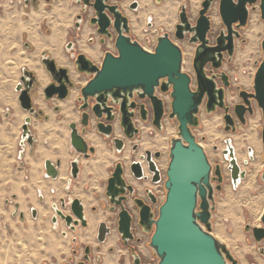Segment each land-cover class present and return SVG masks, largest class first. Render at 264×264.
Masks as SVG:
<instances>
[{
    "label": "water",
    "instance_id": "1",
    "mask_svg": "<svg viewBox=\"0 0 264 264\" xmlns=\"http://www.w3.org/2000/svg\"><path fill=\"white\" fill-rule=\"evenodd\" d=\"M23 1L26 4L30 2V0ZM98 1L99 4H95V7L99 17L98 32L101 35H111L108 27L112 22L105 13V8H109V11L115 15L116 20L113 25L118 34L115 40L118 54L107 51L100 65L95 64L85 53L74 57L78 73L86 74L90 78L81 87L78 97V102L81 103L79 110L82 113L83 128L79 129L77 123L70 124L72 148L85 158H90L96 152V149L89 146L84 139L87 128L92 127L91 115L95 118L97 132L108 138L112 136V122L115 119V115H112L114 109L112 104L120 107L122 112L120 124L126 137L131 139L138 134L140 129L136 127L133 113L129 111L130 108L136 107V103L128 102L134 91H140L141 98L147 97L151 100L155 110L154 125L162 130V118L167 113L165 102L156 94V90L159 88L162 93L170 92L172 100L168 115L170 119H177L179 137L171 140L170 161L165 180L166 198L157 215L150 205L137 198L135 202L140 209V224L146 232L151 233L150 247L159 259L158 264H228V260L232 264H237V259L228 246L212 233V210L215 209L212 175H216L221 183L224 180L223 167L220 163L213 166L193 129L200 125V109L203 103H206L208 114L218 108L224 109L226 131L237 130L236 119L230 111L231 108L226 104V88L231 86V79L222 68L225 62H232L236 51V40L241 37L240 29L247 26L250 10L254 9L258 2L261 17L264 19V0H219V12L225 28L220 30L214 43L209 36L212 24L208 13L215 0H203L195 24L189 19L187 6L185 4L181 6L179 22L176 24L174 34L180 41L189 37V43L196 45L193 57L196 88L192 86V75L183 69V50L168 32L162 31L154 50L150 51L139 41L132 39L128 18L115 10L117 6H106L104 0ZM261 47L263 57L257 62L253 91L237 87L242 102L235 105L234 113L239 122L245 126L248 116L255 114L254 101L257 103L263 116L261 134L264 145V39ZM42 63L53 79L45 89L46 98L67 99L71 88L76 84L71 78L70 70L58 67L56 61L46 55L43 56ZM209 65L212 67L210 70H208ZM35 83L33 73L23 70L18 87L19 100L23 109L37 115L32 96ZM144 118L146 119L145 116ZM29 123L30 119H27L23 125V136L32 146L34 138ZM225 143L226 148L222 153L229 164L232 184L236 187L246 177V171L240 167L232 140L228 138ZM114 144L119 153L125 148V141L122 138H114ZM215 149L217 150V147ZM146 154L149 171L153 173L152 182L156 183L161 179L160 169L152 158V152L147 151ZM249 154L250 159H253L252 148H249ZM154 156L158 158L160 152L155 153ZM60 164V161L53 163L47 160L46 176L56 179L59 176ZM123 164L122 161L116 163L107 181L106 194L114 207H121L118 230L123 239L128 241L132 238V215L125 208L124 201L127 193L134 195L135 188L127 182L123 174ZM130 170L134 178L138 180L145 178L140 162H132ZM79 171V158H76L71 162V178H77ZM261 180L264 182V169ZM220 189L221 186H218L217 190ZM147 193L155 203L157 200L152 190L147 189ZM69 205L72 214L64 212L67 206L65 199H61V208L54 205L55 221L57 217L62 218L74 231L78 225L87 227L82 201L79 198H71ZM260 219L261 224L252 228L257 241L264 239V210ZM248 228L249 224L246 226V229ZM98 233V240L104 242L107 234L110 233L106 222L100 224ZM139 263L137 259L134 261V264Z\"/></svg>",
    "mask_w": 264,
    "mask_h": 264
},
{
    "label": "rangeland",
    "instance_id": "2",
    "mask_svg": "<svg viewBox=\"0 0 264 264\" xmlns=\"http://www.w3.org/2000/svg\"><path fill=\"white\" fill-rule=\"evenodd\" d=\"M11 1H14V3ZM141 1L142 8L139 18L145 20L148 13L143 17L144 8L147 9L148 5L151 4L146 0ZM163 2L164 5H172V9L177 13V16L174 17L175 13L173 14L172 12V28L167 29L166 26L157 23L155 19L154 28L149 29L146 25L144 26V34L139 38L140 42L147 49L153 50L155 44L151 42V39H155L158 35L159 26H164L166 28L164 31H167L171 38L181 46L184 52L183 69L192 75V86L196 88V77L193 68L196 45L189 43V37L183 41L178 40L174 34V23L179 22L178 12L181 5L186 3L189 19L195 24L203 0H163ZM165 7L161 9L165 10ZM193 9H196V11ZM77 10L78 8L74 0H39L35 6L29 8L25 6L22 0H0V62L5 57V53L13 52L19 48L23 50L22 40L27 37L34 40L39 31L47 33V30L52 31L54 29L56 33H61V29L65 28L68 31L70 30V40L74 41L76 38L78 39L73 25ZM208 14L211 17L212 24L209 36L211 42L214 43L220 30L225 28L219 12V0L214 1ZM132 15L134 14L132 13ZM212 17H216L217 19L220 17L218 25L213 23ZM145 28L148 31H145ZM90 32L91 30L87 27L82 31V35L84 37L91 36ZM240 32L241 37L236 40V51L233 60L230 63L225 62L222 68L224 72L229 74L231 79V86L226 89V103L231 108V113L237 121L234 106L242 102L237 87L240 86L247 91H253V78L257 70L254 61H260L263 57L261 42L264 39V19L261 17L259 2L255 4L254 9L250 10L248 24ZM252 32L253 34H251ZM250 45H252V51L249 54H245L244 52ZM211 68L209 65L208 70ZM0 70H2L1 66ZM1 75L2 72H0V101L6 86V82L2 81ZM244 77H248L250 82L247 79L244 80ZM164 99L166 101V111L169 113L171 111V97L169 93L165 94ZM254 108V116H248L245 126L238 121V128L233 133L231 131L226 132L224 129L223 110H217L213 114L208 115L205 105H203L200 112L199 128L194 130L198 141L203 145L213 166L218 163L222 165L225 177L222 190L216 193L215 210L212 213V233L227 244L228 248L235 255L237 254L240 257L241 264H250L251 257L258 255L256 242L252 239L251 234L246 232L245 227L249 223L259 225L264 210V182L261 180V174L264 169V145L261 134L263 116L255 101ZM22 125V121L19 122L14 116L6 115L4 110H2V104H0V264H42L46 262L57 264V261H61L62 250L65 248L66 240L60 231L52 229L46 217L35 219L30 212L32 204L29 199H34L36 195V186L33 183L35 182V173L28 170V168L30 169V165L26 163L27 159L24 165L22 164L24 161L19 159ZM140 125H143L141 128L142 133L137 137L136 141L138 144H141V151L148 147L156 149V146L151 142L152 139H148L150 138V133L153 132L151 126ZM165 125L167 129L162 133L155 131V135H158L156 141H161L160 148L163 152L159 164L165 170L161 185L153 186L159 196L160 203L164 202L166 198L164 183L167 179L166 169L170 161V138L173 135L177 136L176 120H171L167 115ZM212 127L214 131L211 130ZM246 132L256 134L255 136L261 148L259 151H256L255 146L247 140ZM118 133L121 132L117 131L116 134ZM227 138H230L234 143L236 148H234L236 151L235 155L240 167L246 171V177L236 187L232 184L230 171L228 170L229 164L222 153V149L226 146L225 140ZM214 146H217L218 149H214ZM128 147L130 152L132 149L131 143H129ZM249 147L254 150L253 159L249 157ZM129 152L125 153L127 156L123 157L124 160H129ZM42 176L44 177V174ZM135 183L138 184L139 182L135 181ZM245 184L247 187L245 186L244 188ZM140 193H142L141 189ZM47 201L49 202L50 199ZM225 202L227 203L225 204ZM102 209L101 207L98 210L99 214L102 212ZM41 210L45 212L44 208ZM221 231H223V235ZM144 239V246L149 249L150 237L144 236ZM149 255L153 257L152 253H149Z\"/></svg>",
    "mask_w": 264,
    "mask_h": 264
},
{
    "label": "crops",
    "instance_id": "3",
    "mask_svg": "<svg viewBox=\"0 0 264 264\" xmlns=\"http://www.w3.org/2000/svg\"><path fill=\"white\" fill-rule=\"evenodd\" d=\"M12 3H14V1ZM150 4L153 7L152 11H157L167 6L164 5L163 2L162 6L158 7L154 5L153 0L150 1ZM184 4L187 6L186 3H183L182 5ZM152 11L149 10L147 16L152 15L154 17V26L152 27L154 28L155 19L157 15L154 14ZM172 12L173 14L175 13L174 17H176L177 13L174 12L173 9ZM176 24L174 23V26H176ZM144 26L145 25H143V27ZM61 30V33H56L54 29L52 31L47 30V33L39 31L37 33V36H35L34 40H31V38L28 39V37L24 38L25 41L22 40V45L24 49L21 50L19 48L17 50H14L13 52L5 53V57L0 62V66L2 67V70H0V72H2L1 78L3 82H6L4 94L0 101V104H2V110H4L6 115L14 116L19 122L22 121L23 125L27 119H30L29 129L34 138V144L31 146L24 138L22 129L19 159L24 161L22 162L23 165L25 164V160L27 159L26 163L30 165V169L28 168V170L35 173V182L33 183L36 186V195L34 199H29L30 203L32 204V206H30V212L32 214V217L35 219H38L39 217H46V219H48V221L50 222L52 229L60 231L62 233L63 238L66 240L65 248L64 250H62L61 261H57V264H64L68 259L75 256L73 252L74 248L79 250L77 255L74 257V261L76 264V262L81 259L83 254L82 248L86 244L92 246V258L94 264H113V261L115 264L116 259L114 258H116V254V264H130L131 258L129 251L123 246L119 245V235L116 231H113V234L111 236L106 237L104 242H101L97 239L100 224L102 222H106L107 217L109 216V214H111L109 210L110 202L106 194L107 181L114 165L118 160L123 159V157L116 152L112 145L108 144L109 141L107 139H104L100 134L96 133L95 129L91 130V133L87 132L86 134H84V139L88 142L90 146L96 149V152L92 154L90 158H85L84 156L76 153L71 146L70 124H79L80 111L78 109L79 103L77 100L80 96L81 87L86 84L89 77L85 78L84 75H80V73H78V71L76 70V66L74 64V59L72 56L74 51L69 48V44L72 43V40L69 39L70 30L68 31L65 28H62ZM53 33L55 36L53 35ZM88 38L89 36L84 37V35L78 37V39L76 38L74 40V42L77 43L76 48L83 51L91 59H94L95 61L99 62L101 60L102 55L101 51H92L93 53H99L97 57L92 56L90 53L85 51L84 48L81 49L82 46H87L86 43ZM49 39L52 44H50L51 42L49 41ZM19 41L21 42V40ZM82 42L83 45L81 44ZM55 43L58 45H56ZM80 44L82 45L81 47ZM54 51H58V54L57 52L54 53ZM44 55L54 59L58 67L68 68L70 70L72 80H74L76 84L73 88H71L70 96L67 99L62 100L56 97L52 99L46 98L45 89L52 83L53 79L50 72L42 63ZM60 57L63 61H61ZM63 58H65L66 60ZM260 61L255 60L254 64L258 67L257 62ZM23 70H28L29 72L33 73L36 80L32 96L33 106L36 109V112H38L37 115L31 114L29 111L23 109L19 100L20 93L18 91V87L21 83ZM245 79L249 80L250 82V79L248 77H244V80ZM69 114L73 117H70ZM75 116H77L78 119ZM232 145L234 146L233 142ZM216 147L217 146H214V149ZM225 148L222 149V152L223 150H225ZM127 149L126 152H129V147ZM76 158H79L80 171L78 177L74 179L71 178L70 170L71 162ZM47 160H50L53 163H57L59 161L61 162L59 167V176L56 179L46 176L45 162ZM93 166H95L96 170ZM43 174L44 177L42 176ZM67 198H79L82 201L85 210V218L88 222L87 227L79 225L74 231L66 225V222L62 218L57 217V221H55L56 213L54 205L56 204L60 206L59 204L61 199ZM48 199H50L49 202L47 201ZM93 207L97 208L96 213L92 212ZM101 207L103 209L102 212L99 214L98 210ZM42 208L45 209V212H42ZM65 212L70 213V210ZM93 218L96 219L94 220ZM88 231L90 234H88ZM88 237L90 238V240ZM112 238L115 240H113ZM77 240L78 245L74 244ZM98 246H100V251H98ZM140 250H142V252H144L147 257L150 256L149 253H152L151 250L145 248V246H141ZM111 255V259H114L113 261L109 259ZM97 256L101 258L100 262L96 261ZM110 261L112 262L110 263ZM46 263L51 264L50 262Z\"/></svg>",
    "mask_w": 264,
    "mask_h": 264
},
{
    "label": "flooded vegetation",
    "instance_id": "4",
    "mask_svg": "<svg viewBox=\"0 0 264 264\" xmlns=\"http://www.w3.org/2000/svg\"><path fill=\"white\" fill-rule=\"evenodd\" d=\"M38 1L39 0H36V1L30 0V2L28 4H26L24 1L23 2L29 8L31 6H35ZM47 1H49V0H47ZM74 1H75V5L78 8V10H77V12L75 14V17H74V21H73L74 22V29H75V32H76L75 34H76V36L80 37V36H82V31L85 28L88 27L91 30V32H90L91 36H89V38L87 39V43L86 44L89 46L88 47L89 49L92 48L94 51L95 50L96 51L97 50L101 51L102 55H101V60L99 62L95 61L94 59H91L89 56H88V58H90L95 64L100 65L102 63L103 58L105 56V53L107 51H111L114 54H118V51H117L116 46H115V40H116L118 34H117V32H116V30L114 28V25H113L114 21L116 20L115 15H114V13L109 11V8H105L104 11H105V13L107 14V16L110 18V20L112 22L111 25L108 27V31L110 32L111 35L110 36L108 34L101 35L98 32V29H99V17L97 15V12H96L97 10H96V7H95V4H99V1L98 0H87V2L85 0H80V1L74 0ZM103 3L106 6H111V7L117 6L115 10L121 12L122 15H124V16H126L128 18L129 26H130V36L132 37L133 40H137V41L140 42L141 40L133 32V29H132L133 28V26H132V13L134 14V17H136V19H138L140 17V12H141V8H142V1L141 0H104ZM153 3H154V5H156L158 7H161L162 4H163V0H160V1L153 0ZM137 22H138V24L141 23L143 25H146L149 29H152V27L154 26V17L152 15H148L145 20L139 18L137 20ZM159 27H161V26H159ZM240 30H243V29H240ZM145 31H148V29L145 28ZM162 31H164V29L163 28H159L158 35L155 37V39L149 38V39H151V42H153V44H155V46L157 44L158 37L163 33ZM76 45H77V43L74 42V41H72V43L69 44V48H71V50L74 51L73 55H72L73 59L78 54L84 53L83 51H81L78 48H76ZM142 46H143V44H142ZM150 51H152V50H150ZM80 75H82V76L84 75L85 77H88L86 74H81L80 73ZM218 81H219V84H220L221 81L219 79H218ZM139 92L140 91L132 92L133 96L131 97V99L129 98V101H128V102H135L136 103V107L134 109L130 108L129 111L133 113V120H134V122L136 124V127H138L140 129L139 133L135 134V136L133 138H131V139L126 137V135L124 134V130H123L121 124H120V121H121L120 119L122 117V112L120 111V107H119V105L112 104L113 107H114V109L112 111V115H115V119L112 122V125H113L112 136L108 138V137L100 134L104 139H107L109 141L108 144L112 145V147L114 149H115L114 138L119 137V138L124 139L125 148L120 153L116 151L120 156H122L124 158H125L126 149L128 148L129 143H131V148L132 149L128 153L129 154L128 155L129 156V160H124V158H123L121 160H118L117 162L122 161L124 163L123 164L124 165V173L123 174H124L127 182L129 184H132L134 186V188H135L134 195L131 196L129 193H127L126 194V200L124 201L125 208L132 215V230H131L132 238H130V239H128V241H126V240L123 239V236L119 232V230H118L119 220H120L119 213L121 211V207L120 206H115L114 207V205L110 202V199H109V202H110L109 210H110L111 214H109V216L107 217V220H106V223H107L108 227L110 228V233H108L106 237L111 236L113 234V231H116L118 233V235H119V245L123 246L124 248H126L129 251L130 258H131L130 264H134V261L136 259L140 262L139 264H158L159 259H158L157 255L155 254L154 250L150 247V241H149L148 247L151 250L152 256L155 257L156 261H155V259H153V257H147L145 255V253L142 252V250H140V247L145 245L144 236H149L151 238V233L146 232L144 230V228L140 224V217H139L140 209L137 206L135 200L137 198H139L144 203L150 205L152 207V210L154 211V213L156 215L158 214L159 208H160L161 204L163 203V202L160 203L159 196H158L156 190H154V187H153L155 185L156 186H160L161 185V183L163 182L164 171H165L161 167V165L159 164V160L162 158L163 152L161 151V148H160L161 145H157L155 143L156 142V137L158 136V135H155V131H157V133H162L164 130L167 129V127L165 125V118H166V116L169 113H167V111H166L167 114H165L163 116V118H162L163 129L159 130L154 125L155 110H154V106H153L151 100L149 98H147V97L146 98H141L140 95H139ZM167 93H169V95H170V92H167ZM167 93H162L159 88H157V90H156V94L160 98H162L164 100V102H165V110H166V101H165L164 98H165V94H167ZM78 103H79L78 104V109H79V106H80L81 103L80 102H78ZM203 105H205V108H206V103H203ZM202 106H201L200 112L202 110ZM217 110H223L224 111V109H219L218 108L214 112H216ZM214 112H212L211 114H213ZM206 113H207V108H206ZM211 114H208V115H211ZM224 114H225V111L223 113V118H224ZM143 116H145L146 119L145 118L143 119ZM168 117H169V115H168ZM199 119H200V113H199ZM171 120H176L177 121V119H175V118L171 119ZM81 121H82V113L80 111V121H79V124L77 123V126H78L79 129L83 128V125L81 124ZM90 121L92 123V127L91 126L88 127L87 130H86V133L90 132L93 129H95L96 133H98L96 128H95L96 121H95V118H94L93 115H91ZM238 121L236 120V125L237 126H238ZM140 124L150 125L151 126L153 132L150 133L151 135L149 136L150 138H148V139L149 140L152 139L151 142H153L152 144L154 146H156V149H154L152 147H148V148H145L143 151H141V147H140L141 144L140 143L138 144V142L136 141L137 137H139L141 135V133H142V129L141 128H142L143 125H140ZM178 125H179V123L177 121V125H176V127H177V129H176L177 136L176 135L171 136V138H170V147H171L172 138L179 137ZM197 128H199V126L194 128L193 130H195ZM224 129H225V126H224ZM117 131H120L121 133L116 134ZM226 132H228V131H226ZM194 133H195V131H194ZM154 135H155V138H154ZM147 151H151L152 152V158L157 163V165H158V167L160 169L161 179H160V181H158L156 183L152 182L153 173L149 171V167H148L149 165H148V161H147V157L148 156L146 154ZM157 152H160V156L158 158H155L154 154L157 153ZM235 154H236V151H235ZM169 155H170V150H169ZM236 158H237V156H236ZM132 162H140L141 163V165H142V167L144 169L145 178H143L141 180H138V179L134 178V176H133V174H132V172L130 170V164ZM115 166H116V164L114 165L113 169L111 170V174L114 171ZM111 174H110V176H111ZM110 176H109V178H110ZM217 178L218 177L216 175H214V174L212 175V183H213L214 188H215V195H214L215 196V202H216V193H217V191H221L222 190V186H223V183H224V180H225V177H224V180L220 183ZM135 181L139 182V183L136 184ZM218 186H221L220 190H217ZM140 189H141L142 193H140ZM147 189H151L152 192L154 193L155 198L157 200L155 203L152 201V198L147 193ZM164 189H165V183H164ZM165 191H166V189H165ZM65 201H66V205L67 206H66V209H64V212L70 210V205L69 204L71 202V198H67V199H65ZM59 205H60V208H61V201H60ZM93 208H95V210H93ZM93 208H92V212L96 213L97 212V208L96 207H93ZM111 208H114V209H111ZM214 210H212V213L214 212ZM66 214H72V211L70 210V213H66ZM56 221H57V219H56ZM259 225H253V224L249 223V228L246 229V227H245L246 232L251 234L252 239L256 242V249H257V253H258L257 256L251 257L250 264H264V239H262L261 241H257L255 239L253 231H252L253 227L259 226ZM98 235H99V233H98ZM74 244L78 245V240ZM82 249H83L82 257H81L80 260H78L76 262V264H94V261H93V258H92V252H93L92 246L89 245V244H86L85 246H83ZM87 249H88V252H87ZM78 251L79 250H77L75 248L73 249V252H74L75 256L77 255ZM98 251H100V246H98ZM231 253L237 259V264H241L240 257L237 254L235 255L232 251H231ZM75 256H73L72 258L68 259L66 261V263H64V264H75V261H74V257ZM86 257H88L89 259H87ZM96 261L100 262L101 258L97 256ZM228 264H232L230 260H228Z\"/></svg>",
    "mask_w": 264,
    "mask_h": 264
},
{
    "label": "bare ground",
    "instance_id": "5",
    "mask_svg": "<svg viewBox=\"0 0 264 264\" xmlns=\"http://www.w3.org/2000/svg\"><path fill=\"white\" fill-rule=\"evenodd\" d=\"M146 1H148L149 3H150V1L151 0H146ZM164 8V7H163ZM149 10H153V7L151 6V5H148V7H147V9H145L144 8V13H143V17H145L146 16V14L148 13V11ZM193 10H195L196 11V9H193ZM193 10H191L192 12H193ZM153 13L155 12V14H157V17H156V22L157 23H159V24H162V25H164V26H166L167 27V29H171L172 28V26H173V18H172V5H170V4H168V6H166L165 7V10L164 9H160V10H157V11H152ZM195 13V12H194ZM193 13V14H194ZM213 16V15H212ZM217 17V16H216ZM216 17H212V20H213V23L215 24V25H218V19L220 18H216ZM255 19V18H254ZM254 22V21H253ZM214 25V26H215ZM254 25V24H253ZM132 26H133V32L139 37V38H141L142 36H143V34H144V31H143V24H141V23H139L138 24V22H137V19H136V17H134V15H132ZM164 26H161L162 28H164L165 30H166V28L164 27ZM255 30H257L256 28H255ZM255 33V32H254ZM251 34H253V32L251 33ZM53 35H54V33H53ZM255 35V34H254ZM50 36V35H49ZM55 36V35H54ZM57 36V35H56ZM253 36V35H252ZM58 37V36H57ZM54 38H56V37H54ZM59 38V37H58ZM47 41V40H46ZM49 41H50V39H49ZM51 42V41H50ZM54 43V42H53ZM50 44H52V42L50 43ZM56 44V43H55ZM82 45H83V42L81 43ZM80 44V47L82 46ZM56 45H58V44H56ZM84 46H85V44H84ZM252 45H250L249 47H248V49L244 52L245 54H249L251 51H252V47H251ZM48 47H50V46H48ZM87 47H89L88 45L86 46V47H81V49H83L84 48V50L85 51H87L88 53H90L92 56H97L98 57V55H99V53L97 54L96 52L95 53H93L92 51H94L91 47V49H89V48H87ZM54 49V48H53ZM55 50V49H54ZM57 50V49H56ZM53 52V51H52ZM57 52V54H58V51H54V53H56ZM62 55V54H61ZM241 55H242V53H241ZM59 56H60V53H59ZM60 59H61V61H63L62 60V58L60 57ZM63 59H65V58H63ZM57 60H59V59H57ZM66 60V59H65ZM61 61H59V62H61ZM58 62V63H59ZM65 62V61H64ZM63 62V63H64ZM73 96V95H72ZM71 99H73V98H71ZM70 99V100H71ZM73 101V100H72ZM71 101V102H72ZM63 105V104H62ZM65 105V104H64ZM63 107V106H62ZM68 108V107H67ZM66 108V109H67ZM64 110V109H63ZM66 113V112H65ZM69 113V112H68ZM67 113V114H68ZM73 114V113H72ZM66 115V114H65ZM70 115V114H69ZM70 117H73V116H71L70 115ZM77 119H78V117L77 116H75ZM71 119V118H70ZM210 121V120H209ZM212 124H213V122H212ZM211 124V126H213ZM208 125V124H207ZM209 126V125H208ZM211 126H210V128H211ZM215 127V126H214ZM205 129V128H204ZM214 128L212 127V129L211 130H213ZM208 131V130H207ZM210 131V130H209ZM214 131V130H213ZM94 132V131H93ZM92 132V133H93ZM212 132V131H211ZM210 132V133H211ZM254 132V131H253ZM90 133H91V131H90ZM247 133V140L251 143V144H253L254 146H255V148H256V151H259L261 148H260V143H259V141H258V139H257V137L255 136L256 134L255 133H252V132H246ZM92 136V135H91ZM241 138V137H240ZM90 140V139H89ZM92 140V139H91ZM99 140V139H98ZM241 140H242V138H241ZM93 143V142H92ZM156 144L157 145H161V141L160 140H157L156 141ZM97 145V144H96ZM240 145V144H239ZM106 146V145H105ZM102 148V147H101ZM98 150V149H97ZM100 150V149H99ZM98 152V151H97ZM103 152H105V151H103ZM99 153V152H98ZM102 153V152H101ZM258 154V153H257ZM126 155V154H125ZM101 156H103V155H101ZM127 156V155H126ZM239 156V155H238ZM109 157V156H108ZM242 157V156H241ZM99 159V158H98ZM103 159V158H102ZM241 159V158H240ZM239 159V160H240ZM104 160V159H103ZM106 160V159H105ZM99 161V160H98ZM100 162V161H99ZM102 163V162H101ZM98 164V163H97ZM104 164V163H103ZM101 165V164H100ZM94 167V169H95V166H93ZM101 167V166H100ZM99 167V168H100ZM96 168H98V167H96ZM96 170V169H95ZM97 170H100V169H97ZM95 173V172H94ZM98 173V172H97ZM252 176V175H251ZM253 178V177H252ZM250 179V178H249ZM254 180V179H253ZM252 180V181H253ZM248 181V180H247ZM252 184V183H251ZM249 185V184H248ZM253 185H254V183H253ZM245 186H246V184L244 185V188H245ZM247 187V186H246ZM246 190V189H245ZM78 191V190H77ZM81 193V192H80ZM83 195V194H82ZM86 196V195H85ZM230 197V196H229ZM228 197V198H229ZM230 199V198H229ZM89 201V200H88ZM84 202H85V200H84ZM223 202H224V200H223ZM227 202H225V204H226ZM255 207V206H254ZM224 208V207H223ZM256 208V207H255ZM255 208H253V209H255ZM226 210V209H225ZM258 210V209H257ZM236 212V211H235ZM257 212V211H256ZM227 213V212H226ZM229 213V212H228ZM231 214V213H230ZM257 214V213H256ZM236 215H237V213H236ZM238 216V215H237ZM95 217V216H94ZM237 218V217H236ZM94 219V218H93ZM96 219V218H95ZM94 219V220H95ZM235 219V218H234ZM93 220V221H94ZM95 225H96V222H95ZM93 226V225H92ZM220 229V228H219ZM223 229V228H222ZM91 232V231H90ZM223 231H221V233H222ZM116 233V232H115ZM86 234V233H85ZM88 234H90L89 233V231H88ZM92 235H94V234H92ZM222 235H223V233H222ZM237 235V234H236ZM235 235V236H236ZM86 237V236H85ZM90 237V236H89ZM88 237V238H89ZM93 237V236H92ZM233 237V236H232ZM231 237V238H232ZM236 237H238V236H236ZM91 238V237H90ZM90 238H89V240H90ZM87 239V238H86ZM92 239V238H91ZM113 239V238H112ZM113 240H115V239H113ZM95 241V240H94ZM114 242V241H113ZM241 253V252H240ZM243 253V252H242ZM103 254V253H102ZM106 254V253H105ZM108 258V257H107ZM107 258H106V261H107ZM112 258V255L110 256V260H112L111 259ZM114 258V257H113ZM114 259H116V261H117V254H116V258H114ZM113 259V260H114ZM112 260V261H113ZM112 261H110V263L112 262ZM116 261H115V264H116ZM109 262V261H108ZM113 264H114V261L112 262ZM105 264H108V263H105Z\"/></svg>",
    "mask_w": 264,
    "mask_h": 264
},
{
    "label": "built area",
    "instance_id": "6",
    "mask_svg": "<svg viewBox=\"0 0 264 264\" xmlns=\"http://www.w3.org/2000/svg\"><path fill=\"white\" fill-rule=\"evenodd\" d=\"M165 195V194H164Z\"/></svg>",
    "mask_w": 264,
    "mask_h": 264
}]
</instances>
